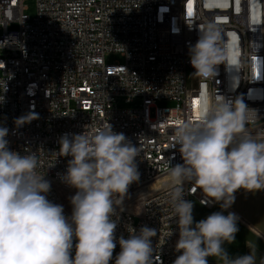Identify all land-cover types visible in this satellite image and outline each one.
<instances>
[{
	"label": "built area",
	"instance_id": "2783aa9c",
	"mask_svg": "<svg viewBox=\"0 0 264 264\" xmlns=\"http://www.w3.org/2000/svg\"><path fill=\"white\" fill-rule=\"evenodd\" d=\"M25 10L23 0H0V127L8 147L36 153V171L51 183L47 198L70 217L63 197L76 189L60 178L71 159L59 152L60 138L107 123L123 133L139 149L140 179L112 217L115 236L154 228L153 264H173L174 186L149 184L184 163L175 129L217 96L240 98L249 109L246 133L264 139V0H35L33 16ZM209 23L225 59L206 79L193 74L188 52ZM108 53L123 62L106 63ZM193 187L184 185L185 200L216 205L202 204ZM119 252L117 243L109 264Z\"/></svg>",
	"mask_w": 264,
	"mask_h": 264
},
{
	"label": "clouds",
	"instance_id": "9594fccd",
	"mask_svg": "<svg viewBox=\"0 0 264 264\" xmlns=\"http://www.w3.org/2000/svg\"><path fill=\"white\" fill-rule=\"evenodd\" d=\"M219 41L214 24L200 29L188 52L193 74L206 79L216 74V66L225 59ZM248 110L240 98L230 102L217 96L194 120L175 129L184 163L170 170L179 229L175 247L180 253L173 264H209L208 257L222 264H256L253 254L232 256L225 247L239 232L240 217L227 211L235 203V193L264 190V140L246 133ZM7 134L8 129L0 127V264H109L117 243L115 264H153L151 238L156 229L144 225L137 233L131 227L127 239L115 236L117 222L112 217L130 185L140 179L139 149L123 133L107 123L86 127L71 139L67 134L60 138L59 152L71 157L60 178L76 189L70 197V217L63 205L47 198L51 183L37 173L36 153L11 150ZM186 183L194 185L191 192L202 191V204H219L222 211L194 222V202L184 199Z\"/></svg>",
	"mask_w": 264,
	"mask_h": 264
},
{
	"label": "crops",
	"instance_id": "0c3cea01",
	"mask_svg": "<svg viewBox=\"0 0 264 264\" xmlns=\"http://www.w3.org/2000/svg\"><path fill=\"white\" fill-rule=\"evenodd\" d=\"M264 140V139H258ZM236 200L230 209L239 217V232L236 240L231 244H225L232 256L237 254H253L256 264H261L264 258V190L254 193L245 192L243 189L235 193ZM194 202L193 216L194 222L205 219L213 212L222 211L219 204L208 208ZM227 211L224 212L227 215ZM209 264H222L216 257H208Z\"/></svg>",
	"mask_w": 264,
	"mask_h": 264
},
{
	"label": "rangeland",
	"instance_id": "374dc122",
	"mask_svg": "<svg viewBox=\"0 0 264 264\" xmlns=\"http://www.w3.org/2000/svg\"><path fill=\"white\" fill-rule=\"evenodd\" d=\"M23 4L26 6L25 13L29 16H33L34 11H35V0H23ZM17 27L15 23H13L9 28H15ZM2 30L0 29V34ZM105 62L106 63H122L123 62V57L118 54V53H108L105 56ZM159 106H173L174 102L172 101H159L158 102ZM168 175V174H167ZM73 195L64 194V201L67 205V208L70 212H72V205L70 204V197Z\"/></svg>",
	"mask_w": 264,
	"mask_h": 264
},
{
	"label": "bare ground",
	"instance_id": "6f19581e",
	"mask_svg": "<svg viewBox=\"0 0 264 264\" xmlns=\"http://www.w3.org/2000/svg\"><path fill=\"white\" fill-rule=\"evenodd\" d=\"M172 182H171V177H170V174H166L158 179H156L155 181L151 182L149 184V188H158V187H161L163 185H171Z\"/></svg>",
	"mask_w": 264,
	"mask_h": 264
},
{
	"label": "snow or ice",
	"instance_id": "6c2138e0",
	"mask_svg": "<svg viewBox=\"0 0 264 264\" xmlns=\"http://www.w3.org/2000/svg\"><path fill=\"white\" fill-rule=\"evenodd\" d=\"M189 15H191V11H189Z\"/></svg>",
	"mask_w": 264,
	"mask_h": 264
}]
</instances>
